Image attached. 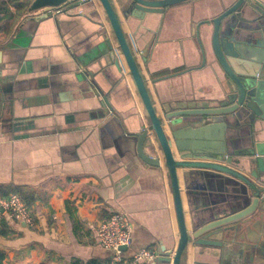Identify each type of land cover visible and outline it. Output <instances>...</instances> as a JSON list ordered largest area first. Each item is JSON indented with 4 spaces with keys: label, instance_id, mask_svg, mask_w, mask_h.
<instances>
[{
    "label": "crops",
    "instance_id": "0c3cea01",
    "mask_svg": "<svg viewBox=\"0 0 264 264\" xmlns=\"http://www.w3.org/2000/svg\"><path fill=\"white\" fill-rule=\"evenodd\" d=\"M110 1L155 106L173 92L212 93L220 70L202 63L195 34L201 21L234 0H180L154 15L152 31L129 23L123 0ZM248 1L264 7V0ZM148 33L154 54L144 65ZM136 35L146 37L141 45ZM108 39L115 47L98 0L25 10L0 36V195L25 193L34 219L29 227L3 216L8 233L0 236L6 256L0 264H105L111 251L100 246L97 226L113 212L125 213L131 227L121 264H172L167 258L179 233L169 175L137 153L132 135L147 116L131 78H120L106 64L100 49ZM97 64L98 73L86 72ZM102 95L111 109L101 105ZM237 129L244 135L248 125ZM178 184L188 218L194 199L203 209L233 191L221 172L194 185L180 174ZM141 248L152 249L156 258L134 262Z\"/></svg>",
    "mask_w": 264,
    "mask_h": 264
},
{
    "label": "water",
    "instance_id": "95a60500",
    "mask_svg": "<svg viewBox=\"0 0 264 264\" xmlns=\"http://www.w3.org/2000/svg\"><path fill=\"white\" fill-rule=\"evenodd\" d=\"M69 1L74 0H31L26 10L52 11ZM98 1L116 43L114 47L106 40L100 52L120 78L125 73L131 78L147 116V124L142 122L132 135L137 153L150 165H163L169 175L179 234L167 260L172 264H264V7L234 0L213 18L201 21L203 29L197 30L196 40L202 63L220 70L217 86L208 95L173 92L155 106L117 11L110 0ZM178 1L123 0V11L130 24L136 20L137 28L152 31L154 15ZM147 36L150 39L141 52L144 65L154 54V47H148L153 36ZM145 39L136 35L135 41L141 45ZM97 66L86 72L98 73ZM79 75L85 77L84 72ZM100 103L111 109L106 96H101ZM241 122L248 125L244 135L238 134L239 129L235 132ZM216 172L226 174L233 183L232 196L203 209L198 206L200 200L194 199L191 207H196L188 218L178 177L206 184Z\"/></svg>",
    "mask_w": 264,
    "mask_h": 264
},
{
    "label": "built area",
    "instance_id": "2783aa9c",
    "mask_svg": "<svg viewBox=\"0 0 264 264\" xmlns=\"http://www.w3.org/2000/svg\"><path fill=\"white\" fill-rule=\"evenodd\" d=\"M6 213L29 227L34 224L26 201L18 193H11L7 198L0 199V223ZM97 239L101 247L111 251L105 264H121L123 260L121 247H128L131 243V227L128 216L123 212H113L108 218L99 222ZM156 256L152 249L141 248L134 253L132 259L134 262L151 261Z\"/></svg>",
    "mask_w": 264,
    "mask_h": 264
},
{
    "label": "trees",
    "instance_id": "16d2710c",
    "mask_svg": "<svg viewBox=\"0 0 264 264\" xmlns=\"http://www.w3.org/2000/svg\"><path fill=\"white\" fill-rule=\"evenodd\" d=\"M23 0H0V36L6 35L7 32H9L14 24V20L17 15L22 14L25 12L27 7V2H22ZM10 5H13L15 7V11H11ZM21 197L28 202V198L25 193L21 192L19 193ZM4 198H7L9 196L8 193L0 195ZM8 230L6 229V225L4 224V221L2 219L0 223V236L7 235ZM6 260L5 254L0 251V263Z\"/></svg>",
    "mask_w": 264,
    "mask_h": 264
}]
</instances>
